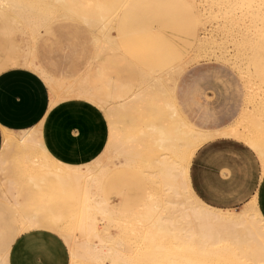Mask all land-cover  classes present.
Masks as SVG:
<instances>
[{"label": "bare ground", "instance_id": "6f19581e", "mask_svg": "<svg viewBox=\"0 0 264 264\" xmlns=\"http://www.w3.org/2000/svg\"><path fill=\"white\" fill-rule=\"evenodd\" d=\"M193 11L201 34L191 44L190 27L183 33L187 38L179 36L180 44L165 36L150 39L149 33L164 30L157 22L146 23L141 36L123 28L139 17L156 21L161 15L174 29L177 19L188 21ZM0 12L10 31L24 39L14 44L9 62L40 74L52 94L51 108L84 99L98 104L110 122L108 150L81 165L56 159L43 143L41 125L18 134L4 130L0 199L19 207L24 187L43 184L53 188L47 202L67 197L73 204L65 236L72 264H264V217L256 197L240 210L218 209L201 201L189 183L194 153L220 135L249 145L264 173V0H0ZM70 21L94 32L98 49L84 69L72 66L56 73L45 60L53 45L41 39L55 25ZM112 50L128 54L139 73L138 89L119 104L97 98L88 83L92 63ZM176 52L180 55L174 60ZM202 59L232 67L245 86L242 113L218 132L188 124L174 104L179 76ZM119 117L125 122L119 123ZM115 160L145 182L135 209L118 208L105 195L102 176ZM33 204L41 207L32 199ZM37 217L35 209L20 220L35 226ZM0 264H8L6 255Z\"/></svg>", "mask_w": 264, "mask_h": 264}, {"label": "crops", "instance_id": "0c3cea01", "mask_svg": "<svg viewBox=\"0 0 264 264\" xmlns=\"http://www.w3.org/2000/svg\"><path fill=\"white\" fill-rule=\"evenodd\" d=\"M180 25V33L189 28L188 24ZM145 26V18L139 17L130 26L124 24L123 28L126 27L127 31H135V35L141 36V30ZM7 32H11L10 28ZM56 34L57 25L41 39L43 43L53 45L47 48V53L57 50L67 54L66 57L69 60L67 70L72 66L78 67L79 70L84 69L87 60L98 49L97 45L92 41L95 45L94 49H87L86 46L78 45L71 39H65L62 42ZM69 42L73 43V46ZM14 44L12 43L8 48L13 55ZM177 53L173 56L174 60L179 58L180 54ZM79 60L84 61L83 68L79 66ZM197 65L199 64H194L191 67L192 70L189 68L185 72V69L179 76L174 90L175 108L183 120L199 130L207 132L224 130L232 125L243 111L246 102L244 83L241 79L242 102L230 121L221 118L222 113L218 114L211 108L204 96L191 98V103L200 104L198 110L188 109L187 103L179 97V93L186 90L185 78L189 76L194 77L195 80L203 78L197 71L199 69ZM88 83L91 92L97 98L109 104H119L129 99L138 89L139 73L128 54L112 50L92 63L88 72ZM209 89H212L216 96L218 95L216 86L211 85ZM51 99L50 88L38 72L24 66L10 67L0 71V154L3 150L4 130L21 132L38 125H41L44 145L61 162L72 165L87 164L98 158L106 148L108 150L110 138L108 129L95 127V122L104 118L107 120L105 112H103L104 117L103 114L99 115L98 104L84 99H72L75 102L74 106H68V113H64L60 111L61 107L71 100L60 102L51 108ZM63 115L64 119L72 121L61 120ZM88 121L90 123H87ZM117 121L124 123L125 118L119 117ZM46 122H48L47 125H45ZM71 130H73L72 136H70ZM61 135L67 137L54 141ZM240 141L231 136L220 135L203 143L191 159L189 183L201 201L218 209H228L224 207L247 203L256 197L258 208L264 217V173L261 163L252 148L244 141ZM68 147H70L69 154ZM75 150L77 151L74 152ZM109 163L110 161L107 160V164ZM101 176L102 173L99 172L96 178L99 179ZM230 176H235L237 181H231ZM139 177L142 178L141 175ZM105 195L112 205L123 209L128 208L112 203L108 193ZM4 255L7 257L8 264H70L68 246L64 238L55 230L44 227L22 231L12 242L10 252L7 250Z\"/></svg>", "mask_w": 264, "mask_h": 264}, {"label": "rangeland", "instance_id": "374dc122", "mask_svg": "<svg viewBox=\"0 0 264 264\" xmlns=\"http://www.w3.org/2000/svg\"><path fill=\"white\" fill-rule=\"evenodd\" d=\"M160 10L163 11L161 7ZM2 15L3 14L0 12V71L10 67L21 66L11 65L8 57L13 54L9 52L8 48L12 43H19L21 45L24 44V39H22V36L20 34H18L17 32H7V29L11 27V24L6 16ZM193 17L194 11L192 12V16L191 18L189 17L190 19L188 21L183 20L178 21L180 22L178 23L177 19L176 23L173 24L175 28L171 29V25L169 24V22L164 20L161 15L155 16L156 21H154L153 19H149L146 21V23H148V25L151 27L157 22L163 26L164 30L161 33H149L148 37L151 39V37L153 36L157 41H160L164 38L163 36H165L169 40L179 42L180 44L181 41L179 39V36L187 38L183 34L186 31L180 33V24L185 23L189 25L192 33V35L189 36V40H187L189 44H191L197 38H199L201 34V25L196 22ZM46 33L47 32H44V34ZM56 35L57 38L62 42H64L65 39H71L72 41L78 43V45L86 46L87 49H94L96 45L92 43V40L94 39V32H91V30L86 26L80 23H75L73 21L59 23V25H57ZM191 52L192 51H190V53L188 54L191 55ZM66 55L67 54L61 51L53 50L52 52L45 55V60L47 61V65L53 71H55L56 73H60L65 71L69 65V60L67 59ZM78 64L83 68L85 63L83 60H79ZM194 64H199L197 65L199 67L197 71L200 75L203 76V78L198 80H195V78L192 76L185 78L186 90L185 92H180L179 97H181L185 101V103H187L186 106L188 109L198 110L200 104L197 105V102L191 103V98L204 96L205 98H207V101H209V105L211 108L215 109L218 114L222 113L221 118L223 117L227 121L232 120L236 109L241 105L243 97L242 81L239 74L232 67L211 59H202L196 63H191L186 67L185 72L189 68L191 69ZM211 85L217 87V96L214 94V91L212 89H209ZM208 95H210V97H208ZM74 104V100L68 101L64 103V106L61 107L62 109L60 111L68 113L67 107L74 106ZM97 110L99 115L102 116L104 110L99 106H97ZM60 111L59 113H61ZM64 118L65 116L63 115L61 117V120L72 121ZM106 118L107 120L104 118L103 120L95 122V127L103 130L108 129L109 135L110 122L107 116ZM87 123L90 122L88 121ZM47 124L48 122L45 123V125ZM13 133L18 134L19 132ZM72 135L73 130H71L70 132V136ZM65 137L67 136L61 135L54 141L63 140ZM49 145H51V143ZM69 148L70 147H68L67 150L68 154L70 153ZM76 151L77 150H75L74 152ZM118 163H120V165ZM110 165L111 166L109 170H107L102 176V187L104 188V192L108 193V195L112 198V203L128 207L130 208V210L135 209V204H138L145 194V184L143 182V179L139 177L140 175L138 172L131 171L130 169H125L119 160H115V164ZM230 179L233 182L237 181V178H235V176H230ZM39 188L34 187L30 189L27 186L24 187L21 194L19 195L21 205L16 208H13L10 203L0 199V257L4 255L5 251L8 250L10 252L11 244L16 236L20 235L22 231L28 230L30 228L44 227L53 229L65 240V236L67 233L66 225L73 215V204L70 203L67 197H63L62 199L53 197L50 202H47V198L53 193L52 186L49 184H43ZM32 199L39 201L41 203V207L34 204L29 206V202L32 201ZM250 202L251 200L247 203L244 202L242 204H237L234 206H225L224 208L240 210L242 206L249 205ZM35 209L38 210V217L36 218L35 226H27L26 224L21 222L20 219H22V216L24 214H30ZM126 246L127 250H131L132 245L130 243H127ZM88 263L92 264L93 262H77L73 264ZM70 264H72L71 260Z\"/></svg>", "mask_w": 264, "mask_h": 264}]
</instances>
